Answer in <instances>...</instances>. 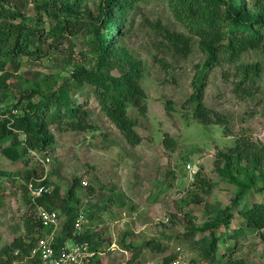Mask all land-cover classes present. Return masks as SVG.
Returning a JSON list of instances; mask_svg holds the SVG:
<instances>
[{
    "label": "rangeland",
    "instance_id": "1",
    "mask_svg": "<svg viewBox=\"0 0 264 264\" xmlns=\"http://www.w3.org/2000/svg\"><path fill=\"white\" fill-rule=\"evenodd\" d=\"M49 1L12 0L8 5L13 8L12 14L20 13L17 22L26 19L42 31L48 30L50 23L38 20L34 6L35 2ZM66 1L77 8L84 22L99 14L101 0ZM236 1L264 6V0ZM127 10L117 43L127 58H118L126 66L138 63L141 70L147 112L142 114L131 105L127 108L129 117L137 121L141 144L132 147L125 141L100 110L92 86L86 84L74 90L72 101L89 112L92 128L88 132L71 131L66 125L52 126L53 143L41 153L35 151L27 162L13 164L0 152V170L12 174L0 178V250L25 235L22 217L29 207L28 195L21 186L32 174L36 184L46 180L49 190L60 188V200L53 202L62 219H66V208L82 210L83 233H91L92 241L104 253L92 264H163L170 255L193 264L264 263V231H249L239 213L245 204H264V167L262 175L256 172L261 191H252L229 211L233 218L228 227L217 231L215 253L210 251V231L205 230L217 214L231 205L237 191L216 168L219 153H227L242 137L264 144V51L249 48L236 63L220 56L221 60L205 74L204 103L226 119V134L224 126L203 125L194 117L195 104L188 101L205 55L198 48V38L176 18L169 0H140L130 3ZM78 27L57 49H49L46 39L35 37L34 42L44 46L45 53L33 58L17 56L15 60L21 64L17 70L8 55L10 43L0 46V62L4 63L1 70L6 77L0 88L1 123L24 114L28 104L24 95L39 92L33 98L38 102L42 97L59 94L77 67H97L98 57L89 32L78 31ZM166 31L192 37L188 57L174 54L164 38ZM256 63L261 66V74L251 88L246 87L249 93L236 94L239 64ZM122 73L114 68L111 74L120 77ZM13 132L15 135L0 141V148L9 146L15 136L25 139L22 132L14 128ZM167 137L175 141L173 149L165 146ZM75 180L79 181L76 187ZM202 180L210 185L202 186ZM73 188L75 194L70 198L68 192ZM195 195L200 196V203L193 201ZM224 233L235 238L222 237ZM150 241L156 242L155 249ZM29 262L22 259L12 264Z\"/></svg>",
    "mask_w": 264,
    "mask_h": 264
},
{
    "label": "trees",
    "instance_id": "2",
    "mask_svg": "<svg viewBox=\"0 0 264 264\" xmlns=\"http://www.w3.org/2000/svg\"><path fill=\"white\" fill-rule=\"evenodd\" d=\"M137 1L140 0H101L98 16L86 22L80 18L77 8L72 7L66 0H61L60 4L57 0H50L45 4L35 2L38 20L47 19L50 23L48 30L39 31L26 19L16 21L21 16L20 13L12 14L13 8L8 5L12 0H0V46L10 43L8 55L16 70L21 67V64L15 60L17 56L33 58L45 53L44 46L34 42L35 37L41 40L46 39L49 49H57L61 46L62 40L74 34V28L78 25V31L87 29L89 32L90 42L98 57V65L92 70L77 67L68 79L69 82L61 87L59 94L42 97L38 102H33V98L39 92L34 91L32 94L24 95L28 100L24 114L18 118L12 116L0 122V141L13 136V128L25 135L23 141L15 136L9 146L0 148L4 158L17 164L22 161L27 162L31 157L30 151L38 153L45 151L54 141V135L51 133L52 126L61 128L66 125L71 131L88 132L92 128L88 122L89 112L82 106L77 107L72 101V92L86 84L93 87L100 110L116 126L125 141L132 147L141 144L142 137L136 131L137 121L130 118L127 113L129 105L137 108L142 114L147 112V96L141 86V70L138 63L126 66L119 60L118 56L127 58V54L117 45L123 31L124 12L128 11L130 3ZM169 3L176 18L198 38V48L205 55L202 69L193 80L194 92L188 101L195 104L194 117L203 125L224 126L227 134L229 131L226 127V119L219 113L209 110L204 103L205 74L221 60L220 56L223 60L236 63L242 53L249 48L264 51V6L258 4L249 6L246 2L239 3L236 0H169ZM115 25L117 26L114 27ZM164 38L169 42L175 55L188 57L191 53L192 37L187 34L166 31ZM226 54H228L227 57H225ZM158 61L161 64L164 63L162 58H158ZM3 65L4 63L0 62V70ZM114 68L123 70L120 77L111 74ZM237 70L238 82L234 91L236 94L247 95L249 89L246 87L251 88L258 79L261 66L258 63L239 64ZM5 79L6 77L3 76L0 80V88H3ZM64 119L68 122L64 123ZM164 143L167 148L175 147V141L172 138H165ZM263 167L264 144L250 138H239L236 145L227 153H219L216 168L221 169L222 177L229 179L230 183L237 187V191L231 205L222 214H217L211 224L205 228L211 234L210 251L212 250V253H215L218 248L217 231L221 227H228L232 221L233 216L229 211L233 206H239L252 191H261L262 188L258 187L259 176L256 172L258 170L262 175ZM242 175L244 178L241 179ZM10 176H12L10 172L0 170V178ZM199 176L201 174L196 177L199 178ZM32 177V174H29L21 186L28 195L26 204L29 207V211L22 217L25 235L14 239L11 244L0 250V264H12L14 261L29 259L38 240L51 231L38 219V208L57 209L58 206L53 201L60 200V188L55 187L51 194L45 193L41 197L34 198L29 189V184L35 182ZM201 182L202 186L210 185L209 181ZM41 184L50 188L46 180ZM74 184L76 187L79 181L75 180ZM74 188L68 192V197H73ZM193 197L194 202L202 201L199 195ZM74 211L71 208L65 209L67 216L57 237L58 249L72 239L80 242L88 241L92 245V250L99 249L100 247L92 241L93 235L88 231L74 237L75 223L79 218L80 210ZM239 213L246 221L249 231H264V204H245ZM221 236L235 238L228 233ZM149 244L153 249L156 248V242L150 241ZM175 259V255H170L163 260V264H172ZM29 261L28 264H35L32 260Z\"/></svg>",
    "mask_w": 264,
    "mask_h": 264
},
{
    "label": "built area",
    "instance_id": "3",
    "mask_svg": "<svg viewBox=\"0 0 264 264\" xmlns=\"http://www.w3.org/2000/svg\"><path fill=\"white\" fill-rule=\"evenodd\" d=\"M3 77V71L0 70V80ZM30 154H36L30 151ZM193 170L192 166H188ZM29 189L34 198L41 197L43 194H51L52 190L42 184L31 182ZM38 219L43 226L50 228L51 231L38 240L36 248L31 252L28 260L35 264H92L93 259L103 256L102 249L92 250V245L88 241L80 242L76 239L66 241L62 246L57 247V237L66 219H62L60 211L57 209L48 210L44 207L38 208ZM84 213L80 210L79 218L75 223L74 237L82 234V225L84 223ZM172 264H193L191 260H184L181 256L177 257ZM264 264V263H260Z\"/></svg>",
    "mask_w": 264,
    "mask_h": 264
},
{
    "label": "crops",
    "instance_id": "4",
    "mask_svg": "<svg viewBox=\"0 0 264 264\" xmlns=\"http://www.w3.org/2000/svg\"><path fill=\"white\" fill-rule=\"evenodd\" d=\"M99 249H102V248H99ZM94 263V262H93Z\"/></svg>",
    "mask_w": 264,
    "mask_h": 264
}]
</instances>
